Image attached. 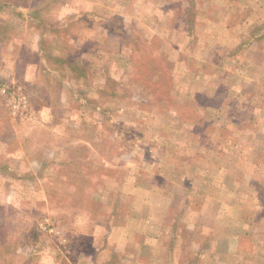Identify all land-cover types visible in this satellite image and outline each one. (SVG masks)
<instances>
[{
	"label": "rangeland",
	"instance_id": "obj_1",
	"mask_svg": "<svg viewBox=\"0 0 264 264\" xmlns=\"http://www.w3.org/2000/svg\"><path fill=\"white\" fill-rule=\"evenodd\" d=\"M131 192L264 264V0H0V264Z\"/></svg>",
	"mask_w": 264,
	"mask_h": 264
},
{
	"label": "crops",
	"instance_id": "obj_2",
	"mask_svg": "<svg viewBox=\"0 0 264 264\" xmlns=\"http://www.w3.org/2000/svg\"><path fill=\"white\" fill-rule=\"evenodd\" d=\"M119 189L123 194L129 193L123 187ZM131 195L136 201L126 209L128 213L122 212L121 205L124 204L116 205L117 208L112 206L110 210L107 206L104 220L93 219L86 210L85 218L77 217L70 223L72 228L81 225L86 229L78 232L73 229L69 237L62 238L72 244V250L67 254L69 258L64 254L68 263L78 264L82 260L84 264H220L222 256L229 254L227 251L222 254L218 248L223 224L216 218L209 222L203 216V210V215L197 211V218L188 224L186 213L191 209L184 211V207H190V204H183L179 211L175 209V214L170 204L144 202L133 192ZM146 209L151 213H141ZM52 227L56 228V225L53 223ZM63 227L66 224L60 225V233H64ZM98 227L103 230L99 229L97 233ZM129 231L134 233L131 238L125 236ZM90 248L95 251L91 252ZM56 255L63 259L59 253ZM56 255L51 258L54 264L58 263ZM45 256L49 257V252H45ZM249 257L237 252L229 264H237L243 258L249 260Z\"/></svg>",
	"mask_w": 264,
	"mask_h": 264
}]
</instances>
